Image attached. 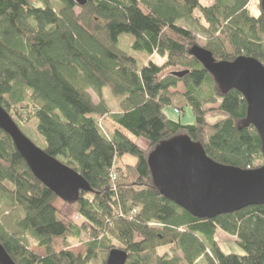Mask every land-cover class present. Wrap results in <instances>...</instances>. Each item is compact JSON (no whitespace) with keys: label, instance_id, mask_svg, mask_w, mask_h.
I'll use <instances>...</instances> for the list:
<instances>
[{"label":"trees","instance_id":"1","mask_svg":"<svg viewBox=\"0 0 264 264\" xmlns=\"http://www.w3.org/2000/svg\"><path fill=\"white\" fill-rule=\"evenodd\" d=\"M250 1L0 0V105L90 187L62 200L75 215L65 214L0 128V210L11 213L0 218V244L17 264H106L113 248L127 251L126 264H264V205L197 218L161 194L148 163L161 143L186 135L220 164L264 165L258 131L243 126L244 96L221 91L192 53L201 47L216 61L248 56L264 65V10L253 17ZM167 108L179 117L190 108L194 123L171 119ZM213 110L225 117L211 122ZM125 156L136 162L124 165ZM220 229L244 254L223 252ZM77 243L83 255L70 250ZM163 246L171 254H159Z\"/></svg>","mask_w":264,"mask_h":264},{"label":"water","instance_id":"2","mask_svg":"<svg viewBox=\"0 0 264 264\" xmlns=\"http://www.w3.org/2000/svg\"><path fill=\"white\" fill-rule=\"evenodd\" d=\"M85 6L88 0H75ZM264 10V0H261ZM193 55L213 76L223 92L239 91L247 102L243 126L253 125L259 133L264 157V65L254 57L239 56L234 61H216L212 53L195 47ZM187 71L176 73L179 77ZM0 128L14 145L33 174L65 202L76 201L88 182L74 169L50 156L27 137L7 110L0 105ZM149 167L161 194L191 215L212 219L264 205V165L242 169L223 165L210 158L200 143L189 136H175L156 147L149 155ZM129 254L113 248L106 264H126ZM0 264H17L0 244Z\"/></svg>","mask_w":264,"mask_h":264},{"label":"rangeland","instance_id":"3","mask_svg":"<svg viewBox=\"0 0 264 264\" xmlns=\"http://www.w3.org/2000/svg\"><path fill=\"white\" fill-rule=\"evenodd\" d=\"M249 11H250V14L253 16V17H256L257 15H260L261 13V0H251L250 3H249ZM256 11V12H255ZM77 12L79 13L80 10L77 9ZM195 32H198L197 30H195ZM198 34V39H199V42L201 45H206V40L205 38L200 35L199 33ZM128 36L130 35H123L121 40L122 42L124 43L123 46H125L124 48L127 49L128 46H129V39L127 38ZM127 38V39H126ZM129 50V49H127ZM132 52V50H131ZM152 59L157 62L158 64H163L165 62V59L164 58H160L159 56H154L152 57ZM179 89L182 91L184 90L183 86L182 85H179ZM90 93L92 94L93 96V99L95 101H99V98L98 96L95 94L94 91L90 90ZM103 96H104V99L107 100L110 104V106L112 107V109H114L115 111L118 110L119 108V105H118V101L116 100H113L110 96V92L108 89H105L104 93H103ZM165 113L173 120H181V122L185 125L187 124H193L194 123V115L191 111L190 108H187L185 110V112L181 115V117L178 116V113L177 111H175L174 109L172 108H167L165 110ZM180 114V113H179ZM225 117V114L222 113L221 111L219 110H213L212 112H210L208 115H207V118L211 121V122H216L222 118ZM23 131L25 132V134L40 148H44L45 146V141L43 139L42 136H40L37 132V134L35 133L34 129H33V126L32 125H26V126H23L22 127ZM136 162L135 158L131 157V156H125L123 158V161L122 163L124 165H128V164H134ZM56 205L57 207H59L62 211L65 212V214L67 215H70V216H74L75 214L73 213V210L65 203L63 202L62 200H58L56 202ZM11 213L10 211L8 210L7 207H3L1 210H0V218L2 219L3 222H5L7 219L6 217L10 216ZM6 219V220H5ZM76 221H80V220H76ZM86 239V237H85ZM216 239L218 240L222 250L224 253H236V254H244L242 248L239 246V244L237 243V239L224 232L223 230H218L217 232V236H216ZM29 247L30 249L38 254V255H44V249L42 248H39L36 243L34 241H32L31 239H29ZM70 250L72 252H74L76 255H83L86 251L84 245L80 244V243H77L75 245H73ZM158 253L161 254V255H166V254H171L170 250L168 247H160L158 248Z\"/></svg>","mask_w":264,"mask_h":264},{"label":"built area","instance_id":"4","mask_svg":"<svg viewBox=\"0 0 264 264\" xmlns=\"http://www.w3.org/2000/svg\"><path fill=\"white\" fill-rule=\"evenodd\" d=\"M259 15H257L256 17H258ZM177 111V110H176ZM177 113H180L179 111H177Z\"/></svg>","mask_w":264,"mask_h":264},{"label":"bare ground","instance_id":"5","mask_svg":"<svg viewBox=\"0 0 264 264\" xmlns=\"http://www.w3.org/2000/svg\"><path fill=\"white\" fill-rule=\"evenodd\" d=\"M256 12V11H255Z\"/></svg>","mask_w":264,"mask_h":264}]
</instances>
